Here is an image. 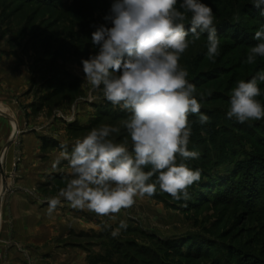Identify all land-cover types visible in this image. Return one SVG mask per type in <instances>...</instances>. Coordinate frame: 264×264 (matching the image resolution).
I'll return each mask as SVG.
<instances>
[{"label":"rangeland","instance_id":"374dc122","mask_svg":"<svg viewBox=\"0 0 264 264\" xmlns=\"http://www.w3.org/2000/svg\"><path fill=\"white\" fill-rule=\"evenodd\" d=\"M113 2L0 0V100L12 107L1 109L20 122L17 138L7 147L16 146L12 177L17 178L24 162L20 137L29 129L24 125L29 120L28 108L33 122L48 124L55 118L64 123L67 130L62 136L73 143L92 128L118 126L121 131L110 138L126 142L131 150L130 137L122 126L125 118H102L89 130H69L80 127L76 118L84 108L89 109L85 116L91 113L90 126L100 114L97 107L111 105L105 109L107 114L129 116L105 100L102 90L92 89L84 80L81 63L99 50L91 43L92 32L102 24L112 26L105 17ZM202 2L213 9L215 19L228 16L234 23L225 25L230 34L220 38L218 56L208 57L206 36L198 40L188 36L189 47L179 61L188 71V81L196 86L201 113L209 117L201 125L196 115L189 116L188 148L199 152V158L186 163L201 170V179L188 189L186 201L174 200L157 186L155 195L137 197L115 219L96 214L103 219L97 231L72 238L88 253L86 264H264V119L239 123L226 115L237 81L264 71V58L257 57L252 65L244 63L250 47L259 43L253 36L264 20L241 14L260 11L253 7V0H228L229 6L224 0ZM187 15L190 20L191 13ZM258 86L261 95L257 99L264 105V82ZM7 120H0V138L8 140L12 131L9 122L3 124ZM0 148L6 149L3 143ZM1 149L0 184L6 181L7 170ZM67 149L70 153L72 146L68 144ZM67 181L53 183L46 193H59ZM120 221H126L127 227L113 237Z\"/></svg>","mask_w":264,"mask_h":264},{"label":"clouds","instance_id":"9594fccd","mask_svg":"<svg viewBox=\"0 0 264 264\" xmlns=\"http://www.w3.org/2000/svg\"><path fill=\"white\" fill-rule=\"evenodd\" d=\"M177 4L178 0H114L105 17L112 26L102 24L92 32L91 43L99 50L82 59L84 80L93 90H102L103 98L113 106L129 113L122 126L131 150L126 142L110 138L121 131L113 125L92 128L74 141L70 153L67 145H61L71 178L56 197L49 198V214L63 198L73 208L115 219L137 197L155 195L157 186L174 200L190 198L188 189L200 181L201 170L186 163L199 158V152L188 148L189 116L196 115L201 125L209 117L201 113L196 86L188 81V71L179 61L189 47V34L198 40L207 33L210 59L219 55L220 38L208 4L181 0L179 9ZM252 5L264 15V0H253ZM253 39L259 43L250 47L244 61L248 65L257 57L264 58V26ZM258 82H264V71L237 81L230 94L229 119L239 123L264 119V105L257 99L261 95ZM126 227V221H120L113 237Z\"/></svg>","mask_w":264,"mask_h":264},{"label":"crops","instance_id":"0c3cea01","mask_svg":"<svg viewBox=\"0 0 264 264\" xmlns=\"http://www.w3.org/2000/svg\"><path fill=\"white\" fill-rule=\"evenodd\" d=\"M7 107L12 108L0 100V120H10L3 124L7 126L9 122L12 131L8 140L0 138V147L3 143L6 148H0L1 152L7 157L6 181L0 184L3 193L0 196V264H86L88 253L72 238L80 239L83 233L96 232L97 224L103 219L87 209L71 207L63 198L55 211L48 213L49 198L58 193L46 191L53 183L71 178L69 162L61 155V145H73L62 136L67 130L64 123L55 118L48 124L33 122L28 108L29 120H24V125L29 129L20 137L24 162L14 178L11 165L16 146L7 147L17 138L20 122L1 109ZM86 110L78 112L77 118L74 115L82 128L90 126L91 113L85 116Z\"/></svg>","mask_w":264,"mask_h":264},{"label":"trees","instance_id":"16d2710c","mask_svg":"<svg viewBox=\"0 0 264 264\" xmlns=\"http://www.w3.org/2000/svg\"><path fill=\"white\" fill-rule=\"evenodd\" d=\"M224 1L226 3V6H229L230 5L229 2H228V0H224ZM230 8L231 9H234L233 7H230ZM224 9H226V8H224ZM223 12H225V11H223ZM241 14L247 15L249 17H253V18H255V19L259 20V21L264 20V17L261 16V12L259 10H256V9L254 11H247L246 10V11H243ZM227 17L225 18V17H220L219 16L214 21V24H215V27H216V31H217V36L219 38H221L224 35H229L230 34V28H228V29H227V27L225 28V25L228 24V21L229 22H232V23H234V22H233V20L230 17H228V18ZM225 21H227V22H225ZM186 27H189V26L187 25ZM201 35H204V36L207 37V33H202ZM189 36H192V35L189 34ZM111 107H112L111 105H108V107H106V108H108V109L110 108L111 109ZM97 108H99L98 110L100 111V114H99V116L95 120H93V123H92V125L89 128H82V127H74L73 126V127H71V130H73V131L75 130L76 132L77 131H84V130H87V129L89 130L92 127H94L102 118H110L112 120H122V118L127 119L129 117V116L126 117L125 115H123L121 118H118L117 117L118 115H113L112 116L111 114H107V112L105 111L106 108L105 109H102L101 107H97ZM109 113H110V111H109ZM259 179H261V178H259ZM216 183H217V181L215 182V184ZM223 186H225V185H223Z\"/></svg>","mask_w":264,"mask_h":264}]
</instances>
